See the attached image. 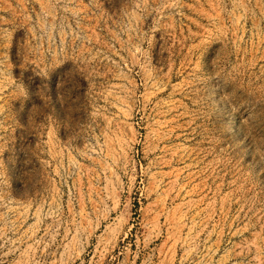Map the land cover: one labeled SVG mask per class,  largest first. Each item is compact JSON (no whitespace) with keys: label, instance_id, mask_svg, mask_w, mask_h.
Listing matches in <instances>:
<instances>
[{"label":"rangeland","instance_id":"rangeland-1","mask_svg":"<svg viewBox=\"0 0 264 264\" xmlns=\"http://www.w3.org/2000/svg\"><path fill=\"white\" fill-rule=\"evenodd\" d=\"M0 264H264V0H0Z\"/></svg>","mask_w":264,"mask_h":264}]
</instances>
